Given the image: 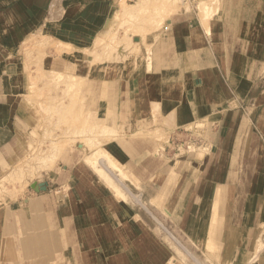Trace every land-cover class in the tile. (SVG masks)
Returning <instances> with one entry per match:
<instances>
[{"label":"rangeland","instance_id":"374dc122","mask_svg":"<svg viewBox=\"0 0 264 264\" xmlns=\"http://www.w3.org/2000/svg\"><path fill=\"white\" fill-rule=\"evenodd\" d=\"M221 5L114 0L108 25L89 49L40 34L25 42L20 59L27 112L20 133L27 145L0 176V264H118L123 219L139 223L164 264H264V146L231 145L223 159L233 154L231 164L222 166L225 177L214 187L209 183L200 201L198 179L213 150L217 120L182 129L184 113L176 108L154 106L141 118L119 113V78L146 67L158 75L174 63L166 26L188 14L209 29ZM262 92L264 81L250 98ZM44 154L51 161L47 168ZM196 159L201 162L194 165ZM86 165L96 173L94 188L72 173ZM41 183L49 184L47 191ZM72 185L95 190L97 205L104 207L94 220L83 218L79 228L91 221L93 228H76V235L58 213Z\"/></svg>","mask_w":264,"mask_h":264},{"label":"crops","instance_id":"0c3cea01","mask_svg":"<svg viewBox=\"0 0 264 264\" xmlns=\"http://www.w3.org/2000/svg\"><path fill=\"white\" fill-rule=\"evenodd\" d=\"M113 7L114 0H0V176L26 151L27 141L20 133L27 112L25 66L20 59L25 42L40 34L68 48L89 49L108 25ZM209 26L188 14L173 19L163 34L174 63L158 75L146 67L117 80L121 117L148 116L152 107L159 106L183 111L182 129L217 120L213 150L198 179L200 201L209 183L214 187L225 177L222 166L231 164L233 154L229 161L223 159L231 145L264 146V92L250 98L264 81V0H222ZM248 102L250 107L243 109ZM248 118L260 125H247ZM196 160L194 165L201 162ZM72 173L87 186L98 185L88 165L77 166ZM83 188L72 185L59 202V218L73 235L76 228H93V221L79 225L83 218L94 220L96 209H104L97 205L101 201L96 191L91 194ZM121 228L114 262L164 264L137 221L123 219Z\"/></svg>","mask_w":264,"mask_h":264},{"label":"bare ground","instance_id":"6f19581e","mask_svg":"<svg viewBox=\"0 0 264 264\" xmlns=\"http://www.w3.org/2000/svg\"><path fill=\"white\" fill-rule=\"evenodd\" d=\"M202 3H203V2H202ZM203 6H206V4H203ZM61 51H62V50H61ZM146 59H147V58H146ZM89 133H90V132H89ZM84 135H85V134H84ZM77 136H78V135H77ZM80 136H81V135H80ZM47 137H48V136H47ZM98 139H99V138H98ZM96 140H97V139H96ZM103 140H104V139H103ZM104 141H105V140H104ZM89 142H90V140H89ZM91 142H92V141H91ZM87 144H88V143H87ZM80 145H82V144H80ZM85 145H86V144H85ZM88 145H89V144H88ZM94 146H95V145H94ZM89 147H90V146H89ZM89 147H88V148H89ZM98 147H99V145H98ZM81 149H82V150H83V149H86V150H87V147H86V146H81ZM38 150H39V149H38ZM42 150H43V149H42ZM49 150H50V149H49ZM51 150H52V148H51ZM51 150H50V151H51ZM93 150H94V149H93ZM99 150H100V149H99ZM54 151H55V150H54ZM54 151H52V153H54ZM87 151H88V150H87ZM55 152H56V151H55ZM44 153H45V152H44ZM48 153H49V152H48ZM52 153H51V154L49 153V154H47V155H49L50 158H51ZM54 154H55L54 156H56L57 152L54 153ZM39 155H40V154H39ZM42 155H43V154H42ZM47 155L45 156V154H44V156H43V157H44V161H41L42 163H45V161H47L48 159H49V161H48L47 163L51 162V161H50V158H48ZM94 155H95V154H94ZM35 156H36V155H35ZM43 157H42V158H43ZM45 158H47V159H45ZM52 158H53V157H52ZM37 159H38V158H37ZM54 159H55V157H54ZM87 159H88V157H86V158L84 159V162H85V163H86V160H87ZM39 160H40V159H39ZM42 160H43V159H42ZM33 161H34V160H33ZM88 161H89V160H88ZM31 162H32V160H31ZM37 162H38V161H37ZM41 162H40V163H41ZM42 163H41V164H42ZM47 163L43 164V165H44V166H43L44 168H45V167L47 168ZM52 163H53V162H52ZM91 163H92V162H91ZM100 163H101V161H100ZM87 164H88V163H87ZM49 165H50V164H48V167H49ZM52 165H53V164H52ZM41 167H42V165H41ZM21 168H22V167H21ZM21 168H20V169H21ZM25 168L27 169V167H25ZM17 170H18V169H17ZM29 170H30V169H28V171H29ZM21 171H22V170H21ZM32 171H33V169H32ZM19 172H20V171H19ZM24 172H25V170H24ZM21 173H22V172H21ZM21 173H20V174H21ZM14 174H15V173H14ZM16 175H19V173H18V174L16 173ZM26 175H27V174H26ZM19 176H20V175H19ZM14 177H15V176H14ZM20 177H21V176H20ZM9 178H10V177H9ZM4 179H5V178H4ZM14 179H16L15 181H18V182L20 181V178L17 177V176H16ZM14 179H13L12 181H14ZM10 180H11V178H10ZM22 180H23V179H22ZM16 183H17V182H16ZM19 183H20V182H19ZM17 184H18V183H17ZM20 184H21V183H20ZM20 184H18V185H20ZM0 186H1V185H0ZM22 187H23V186H22ZM22 187L20 186L19 189L22 190ZM3 188H4V186H3ZM2 191H3V190H2ZM16 193H17V192H16ZM16 196H17V195H16Z\"/></svg>","mask_w":264,"mask_h":264},{"label":"water","instance_id":"95a60500","mask_svg":"<svg viewBox=\"0 0 264 264\" xmlns=\"http://www.w3.org/2000/svg\"><path fill=\"white\" fill-rule=\"evenodd\" d=\"M136 41H138V39H135ZM40 188L43 190V191H46L47 189V183H41L40 184Z\"/></svg>","mask_w":264,"mask_h":264}]
</instances>
